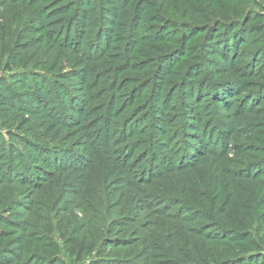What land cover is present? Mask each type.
<instances>
[{"label": "rangeland", "instance_id": "1", "mask_svg": "<svg viewBox=\"0 0 264 264\" xmlns=\"http://www.w3.org/2000/svg\"><path fill=\"white\" fill-rule=\"evenodd\" d=\"M10 52L0 264H264V0H0Z\"/></svg>", "mask_w": 264, "mask_h": 264}, {"label": "trees", "instance_id": "2", "mask_svg": "<svg viewBox=\"0 0 264 264\" xmlns=\"http://www.w3.org/2000/svg\"><path fill=\"white\" fill-rule=\"evenodd\" d=\"M13 54V52H10V53H8V54H5V56H6V59H5V61H1L0 60V66L3 64V63H5V65L8 67L9 65V63H16V62H18V63H20V62H22V60H23V58H24V56H26V53H20V55H12ZM17 56H19V57H17ZM9 60V63L7 62ZM41 68H47V63H42L41 65ZM9 72H11V71H9ZM20 72H24V71H20ZM105 208V206L104 205H102L101 204V208H97V209H92V212H91V215L92 216H96V215H98L100 212H104V213H108V212H110V208L109 207H107L106 209H104ZM126 212H122V213H120L119 214V216L120 217H125L126 216V214H125ZM181 218V217H180ZM123 226H125V223H123L122 224V227L119 229L120 231H122L123 230ZM48 231L50 232L51 230L50 229H48ZM128 232H129V229H128ZM70 240L71 241H69V245L68 246H70V249H71V255H73L74 254V252H75V250H74V246H72V245H70V244H72L73 242H74V244H75V242H77L78 241V238H76V237H71L70 238ZM104 243V242H103ZM108 244V243H107ZM107 244H103L102 246H107ZM49 246L51 247V249H53L54 251H56V253L59 251V246L58 245H56V244H54L52 241L51 242H49ZM68 247H66V246H63V248H62V250L61 251H63L64 253H65V251H66V249H67ZM100 252V251H99ZM99 254H102L101 255V258H104V257H106V258H110V254H111V252H106V250H104V253H99ZM82 258V256H81V254H79L78 255V259L80 260ZM233 259H235V257L234 258H230V259H226V260H228V262H231V260H233ZM185 260H187V261H180V262H174V261H172V263L171 264H174V263H177V264H182V263H188V264H203V261L202 260H200V259H198V258H195V257H192V258H188V259H185Z\"/></svg>", "mask_w": 264, "mask_h": 264}]
</instances>
